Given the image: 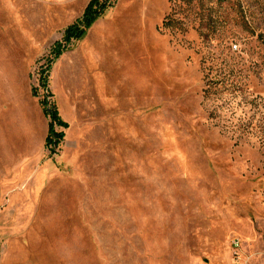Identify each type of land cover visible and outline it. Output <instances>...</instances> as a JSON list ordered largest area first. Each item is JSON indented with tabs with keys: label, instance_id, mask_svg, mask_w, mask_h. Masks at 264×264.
Listing matches in <instances>:
<instances>
[{
	"label": "rangeland",
	"instance_id": "rangeland-1",
	"mask_svg": "<svg viewBox=\"0 0 264 264\" xmlns=\"http://www.w3.org/2000/svg\"><path fill=\"white\" fill-rule=\"evenodd\" d=\"M88 2L0 0V264H264V0H115L47 68Z\"/></svg>",
	"mask_w": 264,
	"mask_h": 264
},
{
	"label": "trees",
	"instance_id": "trees-1",
	"mask_svg": "<svg viewBox=\"0 0 264 264\" xmlns=\"http://www.w3.org/2000/svg\"><path fill=\"white\" fill-rule=\"evenodd\" d=\"M114 3L115 0H89L81 16L76 19L72 25L65 29L61 40L54 43L51 50L53 59L51 61L49 60L50 64L47 68H50L53 61L56 60L72 42L82 39L89 27L98 19L103 17L104 14L113 7ZM47 68L46 70H48ZM47 77V72H45V75L43 76L40 75V86L45 91L41 104L44 106V114L49 118L45 147H49L50 152L54 153L64 137V133L62 131H57L56 127L65 129L67 128V124L60 120L55 105L49 102L51 93L47 87ZM36 93L37 90L34 89L33 94Z\"/></svg>",
	"mask_w": 264,
	"mask_h": 264
}]
</instances>
